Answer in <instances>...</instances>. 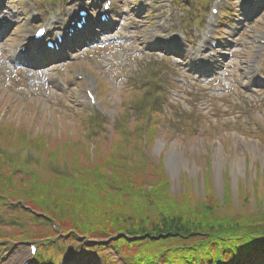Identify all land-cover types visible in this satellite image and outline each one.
I'll use <instances>...</instances> for the list:
<instances>
[{
    "label": "rangeland",
    "instance_id": "374dc122",
    "mask_svg": "<svg viewBox=\"0 0 264 264\" xmlns=\"http://www.w3.org/2000/svg\"><path fill=\"white\" fill-rule=\"evenodd\" d=\"M119 3H122L121 0ZM123 3L125 8L129 4L127 0ZM18 4L19 10L24 3ZM169 5L165 0L164 7L171 17V11L174 10H171ZM156 7L162 10L159 3ZM175 12L172 13L173 17ZM255 15L249 24L246 23L248 26H241L237 34L232 39L228 37L224 43L225 49L221 54H224L226 62L221 71H224L225 75L209 87H200L199 82L186 84L185 87L189 91L185 93L190 96L188 98L193 99L182 100L178 103L179 106H176L174 98H170L169 101L174 105L171 111L167 108L168 100L158 101L156 93L149 98V95L142 96L146 98L143 102L142 98H133V95L138 94L133 91V87L127 89L130 91H125L126 85H109L110 80L112 82L111 77L105 74L102 65L92 63L95 59L92 53H84V60L68 65L66 72H83L85 75V72H88L96 80L87 75L83 82L71 80L69 84L67 82L66 93L55 82L52 84L53 89L47 90L48 97H43V92L39 90L35 93L23 89L12 91L2 87L0 82V150H3L0 154H18L21 162L30 163L27 158L31 152L35 160L28 168L37 173L26 178L29 181L26 182L29 190H26L31 192L32 196L27 192L25 194L26 190L17 184L19 177L16 176L8 177L13 183L11 191H20V194H25L28 198L40 197L47 195L52 187L62 188L61 185L65 183L58 177L65 178L64 180L67 178L60 175V172L66 171L73 180H82L85 176L92 178L91 173L87 172L98 168L105 176L122 172L125 175L123 177L131 178L137 187L148 192H159L156 195L148 194L154 195L156 200L162 199L160 196L165 191L168 195L166 200L162 199L163 203L154 201L150 206L156 214L161 211L166 214V211L173 212L176 209V213L182 215L181 211L178 212V209H181L187 213L184 219H189L191 216L188 213L192 209L196 210L199 203H207L212 207L218 204L217 209L213 207V214L207 213L208 216H213L214 220L222 218L223 212H230L227 209H232L233 213L238 215L239 221L245 223L242 226L247 232L260 230V227L249 225L248 221L250 218L262 217L264 212V146L256 140L257 135L264 131V80L242 81L240 84L239 79L235 81L234 78V75L239 77L244 74L245 77L250 75L255 79L254 71L258 66L263 72L258 75L264 77V47L254 45V39H264V6L260 15ZM140 19H145L144 15L140 16ZM241 21L242 18H239V22ZM18 23V34L9 39L7 48H13L16 43L24 40L20 26L22 23ZM149 23L151 24V21ZM167 23L170 27V22ZM185 25V30H188L190 24ZM152 28H144L135 35L147 37ZM161 29H164V25H161ZM226 33L231 36L229 31ZM73 48L75 47L70 46L69 50ZM129 49L138 50L134 44ZM137 63L141 67V63ZM141 68L138 77L142 76ZM120 69V74L126 77L136 74V69L132 66ZM96 81L99 85L104 84L107 89L103 92V104L100 110L96 109V114L101 112L109 117L106 115L104 120H100L104 128L98 129L97 126L96 134L89 141L85 133L89 135V114L93 112L85 103L82 92L83 85L91 84L96 88ZM223 82H227L226 86H223ZM107 87L110 90L113 87L112 93ZM96 89L98 91V87ZM189 106L192 108H188ZM158 107L165 108L167 112L162 113L163 125L160 121L155 123L158 132L152 135V127L145 126V116L149 109L157 111ZM165 114L168 119L164 117ZM118 120L119 126L115 127ZM249 122L251 125L245 126ZM146 128L148 134L145 147V142L140 140ZM173 144H177L174 146L176 153L172 154V159L177 164L175 171L170 164L169 152V147ZM239 158L242 165L240 169L233 171L230 163ZM162 163L167 167L169 184L162 186L160 191L157 188L160 187L161 179H165ZM50 168L54 169L53 172ZM1 171L3 179L0 180H4V177H7L6 172L2 168ZM108 191H113V188L109 186ZM228 198L229 203H225ZM123 206L125 209L131 208L126 200L123 201ZM132 210L140 211L137 208ZM173 213L167 215L178 216ZM139 215L140 220L146 219L142 212ZM160 234L156 232L154 235L140 238L138 248L144 250L142 253L161 244L164 239H151L152 236L159 237ZM35 237L39 238L37 234ZM174 240L178 241H172V245L182 243L179 242L181 238ZM154 242L157 243L154 245ZM165 248L166 246H163L157 250ZM5 254L7 258H3ZM26 257L27 247L19 244L11 248V244H0V264H21ZM66 263L69 264V260H63L61 264Z\"/></svg>",
    "mask_w": 264,
    "mask_h": 264
},
{
    "label": "trees",
    "instance_id": "16d2710c",
    "mask_svg": "<svg viewBox=\"0 0 264 264\" xmlns=\"http://www.w3.org/2000/svg\"><path fill=\"white\" fill-rule=\"evenodd\" d=\"M150 133L153 135L155 130H151ZM1 168L5 170L7 177L0 180V195L19 203L22 207H29L45 214L57 223L64 234H73L83 238H109L118 234L137 237L154 235L157 232L158 234L173 233L176 239H187L185 241L181 239L182 241L179 242L182 243L179 245H172V241L178 240L169 238L160 241L161 244L146 250L144 253H142L143 249L138 248L140 246L138 243L126 244L129 246V249L125 247L126 251L131 252L130 261L132 264H156L157 261H154L157 259H159L160 264H232L230 250L236 252L237 258H243L247 249L246 246L251 241L257 244L252 253L264 254V247H261L264 244V216L262 218H250L249 225H255L261 229L255 232H247L242 226L245 225L244 222L238 221L241 225L238 223L236 225L235 222L229 224L224 216L216 220L213 219V216H208L207 213L213 214L212 209L213 207L217 209L218 204H214L213 207L207 203L198 204L196 210L192 209L188 213L191 216L189 219H184L187 213L181 209H178V212L181 211L182 215H178L176 209L173 211L174 213L168 210L166 214L163 211L156 214L150 209L147 194L156 195L159 192L153 190L148 192L139 186L137 187L132 183L131 178H124L125 175L122 172H114L111 176H105L98 168L87 172V174L91 173L92 178L85 176L79 180L78 186L75 184L77 188L75 191L61 185L63 188L52 187L47 195L28 198L25 194L26 192L31 194V192L28 191L29 188L26 184L29 182L27 177L14 175L20 178H18L17 184L22 186L24 190L28 189L25 194H20V191H11L10 187H13V183L8 177L13 176V172L0 164V171ZM164 176L165 179H161L160 187L157 188L160 191L162 186L169 184L165 173ZM87 178L89 179L87 180ZM0 179H3L1 175ZM58 179L68 183L67 179L64 180L65 178L58 177ZM109 186L113 187V191H108ZM153 188L155 189V187ZM124 200L131 208L125 209ZM226 203H229V200ZM132 208H137L140 211H133ZM141 212L146 218L145 220H140L139 213ZM172 213L178 216L167 215ZM223 213L225 214V212ZM19 214L29 222L27 231L12 229L10 230V239L36 238V234L43 238L53 235L48 228L41 227L43 224L47 225L44 218H39L32 223V215L26 210L20 208ZM208 221L214 223L216 227L208 225ZM229 226L236 229L230 235L226 231ZM1 229L3 232L6 231L2 227ZM224 235H228L232 242L223 239ZM121 242L124 243V241ZM224 244H227V248L221 253L219 248ZM163 246H166L164 250H157Z\"/></svg>",
    "mask_w": 264,
    "mask_h": 264
},
{
    "label": "bare ground",
    "instance_id": "6f19581e",
    "mask_svg": "<svg viewBox=\"0 0 264 264\" xmlns=\"http://www.w3.org/2000/svg\"><path fill=\"white\" fill-rule=\"evenodd\" d=\"M174 146L176 147L177 144L170 145V147H169V152H170V156H171L170 164H171V167H172L173 171H175V169L177 168V164L172 159V154L174 155L176 153V150L174 149ZM217 162H219V161H217ZM230 165H231V168H232L233 171L238 170V169H240V167L242 165V160L240 158L236 159L235 161H232L230 163Z\"/></svg>",
    "mask_w": 264,
    "mask_h": 264
}]
</instances>
